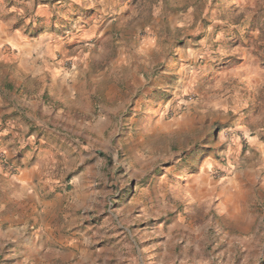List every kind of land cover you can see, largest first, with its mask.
<instances>
[{"label": "rangeland", "instance_id": "rangeland-1", "mask_svg": "<svg viewBox=\"0 0 264 264\" xmlns=\"http://www.w3.org/2000/svg\"><path fill=\"white\" fill-rule=\"evenodd\" d=\"M0 18L58 41L101 125L63 132L27 193L2 174L29 150L0 151V264H264V0H0Z\"/></svg>", "mask_w": 264, "mask_h": 264}, {"label": "crops", "instance_id": "crops-1", "mask_svg": "<svg viewBox=\"0 0 264 264\" xmlns=\"http://www.w3.org/2000/svg\"><path fill=\"white\" fill-rule=\"evenodd\" d=\"M11 22L0 18V67L6 74L5 80H1L4 83L0 82V96H10L8 112L15 114L7 120L6 129L10 135L4 137L7 145L0 151L6 158H14L13 151L8 150V144L12 142L29 151L18 162L14 161L18 167L16 175L2 176L7 184L27 193L36 176L54 167L52 162L57 161L60 154L59 149L56 152L54 149L60 135L66 134L63 132L86 137L87 131L100 133L101 125L93 116L92 90L88 94L92 84L88 79L82 80L78 63L68 55L56 56L60 53L56 39L31 41ZM60 45L64 47L63 43ZM37 49L46 50L48 56L34 57ZM7 67L9 77L8 70L5 71ZM83 88L85 92L81 91ZM20 97H23L21 103ZM2 101L0 98L1 105ZM1 105L0 115L4 116L8 112Z\"/></svg>", "mask_w": 264, "mask_h": 264}]
</instances>
